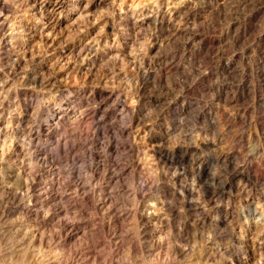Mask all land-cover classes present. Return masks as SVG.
Instances as JSON below:
<instances>
[{
  "label": "rangeland",
  "instance_id": "rangeland-1",
  "mask_svg": "<svg viewBox=\"0 0 264 264\" xmlns=\"http://www.w3.org/2000/svg\"><path fill=\"white\" fill-rule=\"evenodd\" d=\"M52 1L9 0L0 264H264V0Z\"/></svg>",
  "mask_w": 264,
  "mask_h": 264
},
{
  "label": "bare ground",
  "instance_id": "bare-ground-1",
  "mask_svg": "<svg viewBox=\"0 0 264 264\" xmlns=\"http://www.w3.org/2000/svg\"><path fill=\"white\" fill-rule=\"evenodd\" d=\"M35 3H36V0H34L32 5L35 6ZM63 3H64L63 0H53L51 4L49 5V7L51 11H57L63 7ZM8 7H9V0H0V51L4 50L6 46H8V43L10 40L12 39L18 40L21 34L20 31L17 30L19 27L12 28L11 26L10 27L7 26ZM2 54L3 53L0 52V62L3 61L2 60L3 56H1ZM15 62H17V58L15 59Z\"/></svg>",
  "mask_w": 264,
  "mask_h": 264
}]
</instances>
